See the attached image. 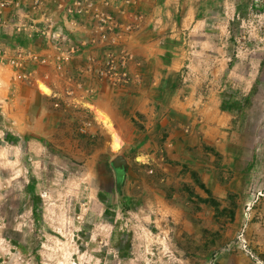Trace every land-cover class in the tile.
I'll list each match as a JSON object with an SVG mask.
<instances>
[{
	"label": "rangeland",
	"instance_id": "obj_1",
	"mask_svg": "<svg viewBox=\"0 0 264 264\" xmlns=\"http://www.w3.org/2000/svg\"><path fill=\"white\" fill-rule=\"evenodd\" d=\"M0 264H264V0H0Z\"/></svg>",
	"mask_w": 264,
	"mask_h": 264
},
{
	"label": "water",
	"instance_id": "obj_2",
	"mask_svg": "<svg viewBox=\"0 0 264 264\" xmlns=\"http://www.w3.org/2000/svg\"><path fill=\"white\" fill-rule=\"evenodd\" d=\"M113 164L114 166H119V167H125L124 165V158L121 156V155H118L116 156L114 159H113Z\"/></svg>",
	"mask_w": 264,
	"mask_h": 264
},
{
	"label": "bare ground",
	"instance_id": "obj_3",
	"mask_svg": "<svg viewBox=\"0 0 264 264\" xmlns=\"http://www.w3.org/2000/svg\"><path fill=\"white\" fill-rule=\"evenodd\" d=\"M39 86H40V88L42 89L43 92H48V88L45 85L39 84ZM114 145L117 147L118 144L115 142Z\"/></svg>",
	"mask_w": 264,
	"mask_h": 264
}]
</instances>
